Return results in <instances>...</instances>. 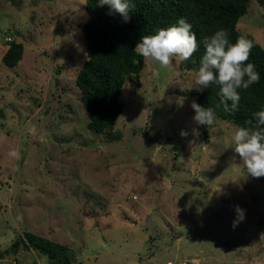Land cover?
<instances>
[{"label":"rangeland","instance_id":"obj_1","mask_svg":"<svg viewBox=\"0 0 264 264\" xmlns=\"http://www.w3.org/2000/svg\"><path fill=\"white\" fill-rule=\"evenodd\" d=\"M86 3L0 0V264H264V177L233 159L236 125L192 119L198 62L145 59L114 127L89 126L77 85ZM238 29L264 47V5L252 0ZM13 43L24 53L8 66ZM25 231L69 258L16 245Z\"/></svg>","mask_w":264,"mask_h":264},{"label":"trees","instance_id":"obj_2","mask_svg":"<svg viewBox=\"0 0 264 264\" xmlns=\"http://www.w3.org/2000/svg\"><path fill=\"white\" fill-rule=\"evenodd\" d=\"M252 0H131V19L125 22L119 13L111 12L107 5L101 7L98 0H87L89 19L82 30L87 41V59L77 77L81 100L90 114V127L99 133L112 129L116 119L123 112L120 101L126 78L134 75L139 84L145 58L134 51L144 35L155 34L160 28H167L184 18L192 25L196 34L198 49L191 60L200 64L204 54L202 41L217 30L229 33L231 42L247 35L253 42L250 61L260 73V81L247 90H241L240 103L236 111H226L217 95L218 88L211 86L199 92L196 103L211 108L221 119L234 125H242L253 119V114L264 109V47L257 43L250 33L238 29ZM264 5V0H257ZM24 45L11 44L3 57L8 66H15L22 59ZM231 102H229V105ZM115 141L113 135H109ZM122 138V133L117 137ZM27 245L46 253L51 259L67 260L72 251L64 244L25 231L16 245ZM63 255H66L65 257Z\"/></svg>","mask_w":264,"mask_h":264},{"label":"clouds","instance_id":"obj_3","mask_svg":"<svg viewBox=\"0 0 264 264\" xmlns=\"http://www.w3.org/2000/svg\"><path fill=\"white\" fill-rule=\"evenodd\" d=\"M98 5H107L110 13H119L125 22L131 19V0H98ZM202 44L204 54L198 69L195 70L193 88L202 92L216 86L217 95L225 110L234 112L240 103V91L247 90L260 81V73L255 63L250 61L253 42L247 35L242 34L233 43L229 33L220 29L206 37ZM198 47L192 25L180 18L176 24L160 28L155 34L142 36L134 51L146 60L167 67L177 57L182 61L189 60ZM191 108L194 110L192 119L197 125L208 127L216 123V116L211 108H205L195 101L192 102ZM194 134L198 136L199 131L194 129ZM228 146L234 152L233 159L243 162L246 175L264 177V109L255 112L252 120L235 126ZM9 154L16 159L20 158L16 150ZM235 212L237 218L234 226L245 219L243 208L237 205Z\"/></svg>","mask_w":264,"mask_h":264},{"label":"built area","instance_id":"obj_4","mask_svg":"<svg viewBox=\"0 0 264 264\" xmlns=\"http://www.w3.org/2000/svg\"><path fill=\"white\" fill-rule=\"evenodd\" d=\"M6 40H7L8 42H11V41H12V38H11V37H8V38H6Z\"/></svg>","mask_w":264,"mask_h":264}]
</instances>
